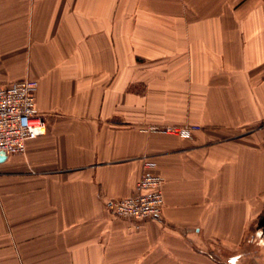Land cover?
<instances>
[{
  "label": "crops",
  "instance_id": "obj_1",
  "mask_svg": "<svg viewBox=\"0 0 264 264\" xmlns=\"http://www.w3.org/2000/svg\"><path fill=\"white\" fill-rule=\"evenodd\" d=\"M23 79L46 131L0 158V264H264V0H0ZM145 156L164 205L134 224L105 200Z\"/></svg>",
  "mask_w": 264,
  "mask_h": 264
},
{
  "label": "built area",
  "instance_id": "obj_2",
  "mask_svg": "<svg viewBox=\"0 0 264 264\" xmlns=\"http://www.w3.org/2000/svg\"><path fill=\"white\" fill-rule=\"evenodd\" d=\"M37 82L23 79L0 84V154L12 155L24 152L27 140L42 135L46 124L35 107ZM199 126H155L145 131L176 134L192 138ZM164 177L155 160L141 159V172L133 192L124 197L107 198L105 206L114 216L138 224L161 215L164 205Z\"/></svg>",
  "mask_w": 264,
  "mask_h": 264
},
{
  "label": "water",
  "instance_id": "obj_3",
  "mask_svg": "<svg viewBox=\"0 0 264 264\" xmlns=\"http://www.w3.org/2000/svg\"><path fill=\"white\" fill-rule=\"evenodd\" d=\"M4 156H5L4 154H2V153L0 154V158H3Z\"/></svg>",
  "mask_w": 264,
  "mask_h": 264
}]
</instances>
